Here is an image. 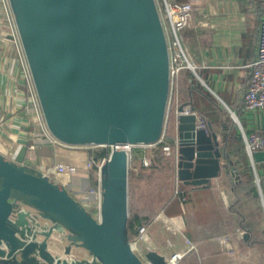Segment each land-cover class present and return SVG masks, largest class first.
<instances>
[{
    "label": "water",
    "instance_id": "95a60500",
    "mask_svg": "<svg viewBox=\"0 0 264 264\" xmlns=\"http://www.w3.org/2000/svg\"><path fill=\"white\" fill-rule=\"evenodd\" d=\"M10 3L56 138L100 146L160 141L170 58L156 0ZM186 107L173 117L177 178L186 187L209 188L228 164L218 134L197 129ZM100 184L98 221L63 183L0 155V264H145L131 248L126 151L112 152ZM145 258L168 264L154 250Z\"/></svg>",
    "mask_w": 264,
    "mask_h": 264
},
{
    "label": "crops",
    "instance_id": "0c3cea01",
    "mask_svg": "<svg viewBox=\"0 0 264 264\" xmlns=\"http://www.w3.org/2000/svg\"><path fill=\"white\" fill-rule=\"evenodd\" d=\"M169 1L191 2L195 8L192 25L181 33L194 70L183 69L179 74L180 105L193 107L196 112L205 116L209 133L218 134L220 142L222 137L221 148L225 146L224 123L228 113L230 116L232 113L236 114L248 133L255 130L264 133V110L246 113L243 109L245 92L252 74L251 63L256 56L264 0ZM2 31L4 34L0 35V155L43 172L59 162L71 164L84 162L86 152L54 147L45 137L25 85L17 49L8 35L9 28L4 25ZM173 117L174 114L169 119L172 128ZM235 126L243 139L240 128L237 124ZM241 142L244 149L237 154L243 166L240 171L243 175L251 177L254 182L256 171L261 177L264 175V151L257 150L250 157L244 139ZM31 145L35 148L30 149ZM235 159H237L235 155H228L224 151V163H227L228 167L222 170L219 177L212 180L209 188L186 187L181 184V193L187 194L189 199L186 198V203L182 204L180 213L170 214L181 232L173 233L162 221H157L150 232L157 252L168 256L184 252L187 250L185 239H190L196 245L197 252L187 255L182 261L183 264H192L196 260L199 262L200 258L207 261L209 256L215 257L222 253L216 234L223 231L224 223L218 215L213 217L208 213L214 208L212 204L217 203L214 200V191L221 189V186L228 190L229 197L225 195V199H229L231 206L236 203L240 206L248 204L264 211L259 188L255 183L256 187L254 185L253 187L256 188V196L252 193V186L243 184L248 178L239 182L240 189L236 190L233 187L232 184H236ZM258 165L262 166L260 171ZM43 167L46 170H43ZM56 181L63 183L69 192L72 190L77 196L75 198L82 202L86 199V191L98 184V173L91 172L89 175L79 173L71 177L62 175L58 176ZM262 184L264 185V179ZM196 211L203 213L204 220L199 216L194 217L190 224L185 216L189 212L194 215ZM233 211L231 208L230 212ZM242 217L244 221L248 219L243 214ZM250 218L256 219L255 215ZM234 221L227 224L225 230L234 232L238 223L235 224ZM157 226L165 229L166 238L157 237L155 233ZM242 238H245L244 235ZM168 241L172 242L171 247L167 245Z\"/></svg>",
    "mask_w": 264,
    "mask_h": 264
},
{
    "label": "built area",
    "instance_id": "2783aa9c",
    "mask_svg": "<svg viewBox=\"0 0 264 264\" xmlns=\"http://www.w3.org/2000/svg\"><path fill=\"white\" fill-rule=\"evenodd\" d=\"M157 3V1H156ZM159 15L161 22L165 31L168 51L170 58V91L167 103L166 118L164 123V129L160 141L157 144H161L163 151L167 154L172 153L173 147L166 141V125L170 119V113L174 111V114L178 113V108L181 106L178 95V77L183 69L194 70L189 55L186 48L184 47L181 33L182 31L191 26L194 20V5L191 2H176L169 0H161L157 3ZM0 35L4 34L2 27L6 25L9 28V34L12 38V42L15 45L18 52V60L20 62L23 77L25 80V85L28 89L30 100L32 101L36 115L39 119L42 131L45 137L49 140V143L54 147H61L66 149L74 150H86L87 157L86 160L79 164H71L65 162L56 163L47 168L46 173L52 179L56 181L58 176H68L79 173L90 174L91 172L98 173V184L94 187H90L86 191V199L81 203L86 207L88 211L91 212L94 218L98 221L101 219V204H102V189L100 184V171L103 164L109 159L110 155L114 150H124L128 154L129 165L134 160L133 153L137 148L144 145H132V144H117V145H69L58 138H56L50 131L44 113L41 106V102L37 93V89L33 80V76L30 70V66L27 60V56L24 50V46L21 40V36L17 27V23L13 14L10 0H0ZM206 24V23H205ZM252 74L248 87L245 92L244 106L243 109L246 113L257 112L264 110V10L262 12V17L259 25L258 39H257V49L256 56L251 63ZM186 114L193 113L197 117V129H204L209 133L208 124L206 120L195 110L192 111L191 107H186ZM238 127L241 130L246 151L253 156V153L257 150L264 151V133H260L255 130L248 133L240 120L237 119ZM175 150L178 151V140L177 137L174 141ZM30 149L35 147L31 145ZM102 148V151H97ZM177 154V153H176ZM145 164H148L147 157H143ZM262 179L257 171L255 172L254 183L259 188L261 201L264 207V185L262 184ZM182 192L181 182L177 178V188L175 194H180ZM184 200V198H183ZM157 221H162L164 225L173 233H180L181 231L174 223L173 219L168 217L164 210H162L156 217L152 218L148 223L139 225L137 227V234L133 240H131L132 250L141 258L145 264H152L145 258V254L148 251H157V246L150 237V232L153 229ZM241 236L244 234L240 233ZM187 250L184 252H176L170 256L164 255L168 264H181L183 259L189 255L191 252L196 251V245L190 240L185 239ZM143 242V246L138 248L136 245ZM224 250L232 252V254H237L235 241L230 235H226L220 240ZM167 245L171 247L173 244L171 241L167 242ZM161 254V253H160ZM163 255V254H162Z\"/></svg>",
    "mask_w": 264,
    "mask_h": 264
},
{
    "label": "rangeland",
    "instance_id": "374dc122",
    "mask_svg": "<svg viewBox=\"0 0 264 264\" xmlns=\"http://www.w3.org/2000/svg\"><path fill=\"white\" fill-rule=\"evenodd\" d=\"M156 1L158 3L161 0ZM170 114V117H172L174 111H172ZM225 117L227 123L231 124L232 126L236 125L229 113ZM166 126V141L173 147L171 154L165 153L163 151L162 145L157 143L153 145L141 146L133 153L134 160L129 165V214H131V216L139 215L141 217L154 218L170 203L171 205L169 206L168 210L179 206L178 204L181 194H175L177 188V152L174 149L176 131L174 127H171L169 121L167 122ZM79 151L86 152L84 149ZM97 151H102V148L98 149ZM144 156L147 157L148 164H145L143 161ZM235 166L237 167L235 176L236 184L233 185L237 187L239 182L246 180L248 176L243 175L240 171L243 166L239 160L236 161ZM42 169L46 170L45 167ZM261 169L262 166L258 165V170L260 171ZM221 187V189H215L214 200H216L217 203L216 205L212 204L214 208L213 210H209L208 213H210L213 217L218 215L222 219L221 222L224 223V228L222 226L223 231L216 234V236L219 237V244L223 237L230 235L235 241L236 250L238 252L237 254H232V252L224 250L220 244L222 251L220 255H215V257L209 256L207 261L200 258L198 259L200 260L199 262H196V260L192 264L195 262L196 264H264V251L262 250L261 246L257 245V243H254V240L250 243V245H245L241 242L243 236H241L240 233L245 234V231L237 227L235 229L236 232H228L225 230L227 229L226 225L231 223V221L233 222L235 220L234 223L236 224L239 221L240 215L243 214L245 217L250 219L251 216H256L258 212L262 211L259 210L261 208L257 209L254 208V206H249L248 204L240 206L239 203L233 204L231 206L232 203L229 202V199H225V195L226 197L228 196V190L225 189L224 186ZM70 193L74 197H77L72 190H70ZM187 198L189 199L188 195ZM231 208L234 210L233 213L230 212ZM261 214L262 227L264 229V211H262ZM198 216L204 220L203 213L201 214L197 211L194 213V215L190 214L189 212L185 217L188 218L187 220L191 224V219L193 220L194 217L198 218ZM155 233L159 239H164L167 236V232L164 228H162V226L161 228L159 226ZM196 252L197 248L196 251H193V253ZM181 264H183V262Z\"/></svg>",
    "mask_w": 264,
    "mask_h": 264
},
{
    "label": "trees",
    "instance_id": "16d2710c",
    "mask_svg": "<svg viewBox=\"0 0 264 264\" xmlns=\"http://www.w3.org/2000/svg\"><path fill=\"white\" fill-rule=\"evenodd\" d=\"M178 91L180 93V85L178 83ZM182 102V101H181ZM181 104V103H180ZM184 105V104H182ZM201 116L206 120L205 116L203 114H201ZM207 121V120H206ZM224 127L226 130V137L224 139L225 142V146H223L221 148L223 155H224V151L228 154V155H235V157L237 158V160H239V158L237 157V154H240V151H243V145L241 142L243 139L241 138V136L239 135L238 130L236 129V127L227 122L224 123ZM240 139V140H239ZM234 158V157H233ZM236 160V161H237ZM240 161V160H239ZM237 170V169H235ZM236 174V171H235ZM243 184H247L249 187H253V185L255 186L253 179L250 177H248V181L246 183ZM233 185V184H232ZM231 185V186H232ZM235 186V185H233ZM256 187V186H255ZM255 187H253V191L252 193L256 196V192H255ZM236 190L241 188V185H238L237 187L235 186ZM181 194L180 197V201H179V206L176 208H173L171 210H168L169 206L171 205V203L164 209L165 214L171 218L170 214H175V213H180L182 210V204H185V200L187 198V194ZM179 194V195H180ZM184 198V200H183ZM260 210V209H259ZM262 211L258 212L256 214V219L255 218H250L247 219L246 221L243 220L242 215L239 216V221L237 223V228H240L241 230L247 232L249 234V238H242L241 242L245 245H250V243L253 241L254 243H257V245L261 246L262 250L264 251V229L262 227ZM258 218V220H257ZM151 220V218L148 217H141L139 215H134V216H129V223H128V229H129V235H130V239L133 240L137 234V227L139 225L148 223ZM256 238V239H254Z\"/></svg>",
    "mask_w": 264,
    "mask_h": 264
},
{
    "label": "bare ground",
    "instance_id": "6f19581e",
    "mask_svg": "<svg viewBox=\"0 0 264 264\" xmlns=\"http://www.w3.org/2000/svg\"><path fill=\"white\" fill-rule=\"evenodd\" d=\"M143 242H140V243H138L136 246L138 247V248H140V247H142L143 246Z\"/></svg>",
    "mask_w": 264,
    "mask_h": 264
}]
</instances>
